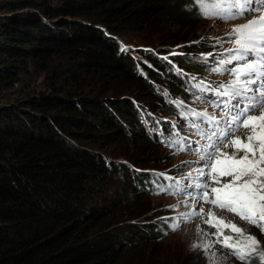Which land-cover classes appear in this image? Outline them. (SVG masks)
<instances>
[{"label":"trees","instance_id":"trees-1","mask_svg":"<svg viewBox=\"0 0 264 264\" xmlns=\"http://www.w3.org/2000/svg\"><path fill=\"white\" fill-rule=\"evenodd\" d=\"M57 1L55 6L50 0L0 1V264H124L120 256L126 242L123 230L111 228L110 223L116 200L92 202L101 196L96 195L94 181L107 174L106 168L114 171L115 161L94 154L80 142L95 141L99 130L124 135L135 120L140 121L139 102L122 97L128 83L154 90L150 81L163 78L173 94H178L176 85L181 88L182 83L165 59L137 50L151 69L125 57L124 47L107 34L117 37L127 30L146 38L151 25L161 18L196 17V3ZM145 38L140 40L144 45L134 47L150 48ZM55 57L72 60L59 75L74 86L72 90L53 86L48 94L5 97L15 89L21 67L48 66ZM176 58L180 68H199H190L182 60L190 57ZM154 102L153 109L166 108ZM135 137L139 147L154 149L155 140L144 131ZM131 159L135 168L140 166L137 163L156 164L138 155ZM124 165L129 168L127 163L118 164L131 182ZM139 174L135 187L142 179ZM133 235L139 243L147 238L141 228Z\"/></svg>","mask_w":264,"mask_h":264},{"label":"rangeland","instance_id":"rangeland-1","mask_svg":"<svg viewBox=\"0 0 264 264\" xmlns=\"http://www.w3.org/2000/svg\"><path fill=\"white\" fill-rule=\"evenodd\" d=\"M50 1L52 2V6L59 4L57 0ZM198 5L200 6V4ZM196 14V17L193 16L185 21L174 18L159 19V23L151 25V32H146L147 41L151 44L150 48L137 49L134 47L144 45L140 44V40L145 38L142 34L136 32L121 30L122 34L118 33L117 37L112 34H107V36L117 39L122 48L124 47L127 50H124L125 57L134 59L136 62L141 60L148 66H151L150 62L142 59L137 54V50L154 52L158 57L165 59L174 70H176V67L179 68L175 62L178 60L176 57L179 59L190 57L183 58L182 60L184 62L187 61L190 64V68L199 66L193 72H201L208 79L218 81L214 93L207 91L200 95L199 98L190 97L188 91L180 88L179 85H176L178 87L176 89L178 94H176V91L175 94L170 93L185 103H190L188 106L194 105L198 100L204 101V98L209 96V105L215 107H220L217 105H221L222 108V101L226 97L216 94L217 90L224 91V89L219 88V85L222 84L220 73L213 71V69L219 67V62L227 59L226 55L230 53L228 50L235 47L232 43L234 37L231 38L230 35L233 28L244 24L246 21L253 20L260 13H246L242 18L227 21L206 18L202 13L200 15V10L197 7ZM0 17H2V14H0ZM223 21L225 24H221ZM158 43L162 46H159ZM191 48L195 50L203 48V50L196 52L191 50ZM158 50H163L165 53L157 54L156 51ZM200 56L207 59L204 60ZM71 62L72 60H66L64 57H55L48 66H34L32 63H29L26 67H21L19 81L15 84V89L8 91L5 97L14 98L48 94L53 86L60 88L61 91L72 90L74 86L70 85L68 80L59 79L62 69H65ZM236 65L234 61L232 64L224 65V68L231 69ZM63 76L64 74H62ZM87 81L89 83V80ZM150 83L151 86L152 83L154 84V90L153 86H150L151 90H147L137 86L136 83H128L122 97L125 96L129 102L132 100L139 102V105L148 109L149 119L143 114L142 125L146 128L144 133L151 135L155 139L153 142L155 146L152 151L149 148L139 147L134 141V138H136L135 134L143 132L142 125L137 120H135V124L131 128H126L127 132L124 135L99 130L97 133H94L97 137L95 141L80 142L81 146L91 148L94 154H102L110 162L115 161L116 165L114 171L106 168L107 174L94 181L96 182L94 185V188L97 190L96 195L101 194V196L98 195L92 202L100 205L109 198L116 200V207L113 208V217L110 223L113 226L111 228L116 227L123 230L122 237L125 238L126 242L120 248V256L124 264H235L234 260L224 255L223 249L216 242L217 240H212L209 237V232L203 239H193L198 235V229L204 230L203 227H200L198 220L187 222L185 219H181L178 222L180 226L177 230L165 231L161 233L163 234L162 237L157 235L162 230L160 225L168 218H173L180 213L181 215L190 214L188 217L190 218L191 206L188 204L182 206L173 198L153 196L145 191L144 186L135 187L133 182L139 179V173H149L152 171H155V175L158 174L156 172L162 175H166V171L177 172L178 175L189 178V174L191 173L192 175V172L197 169L199 163L192 156L193 154H185L183 151L177 149L175 145L170 146V141L174 140V135L179 133L181 135L180 141L182 140L184 149H187L184 151L187 152L190 147V136L192 134L196 135L195 129H192L189 123L184 124L181 122L180 117L170 105L176 106L177 103H172L168 98L164 99L161 95V90L165 93L169 92L166 87L169 88L170 83L165 82L163 78H159L157 82L150 81ZM77 89L79 88L77 87ZM106 97L109 99L110 95ZM154 101L165 104L166 108L162 111L158 108L153 109L152 102ZM154 104L156 103L154 102ZM195 107L209 114L215 112L214 109H207L203 103H197ZM152 119L157 123V125L154 123L155 128L150 127L149 122ZM164 119H172L173 123L166 125L162 121ZM204 124L206 125L207 123ZM157 126L159 129L156 128ZM134 155L141 156L143 159H146V157L149 160L153 159L156 161V164L153 167H142L141 164L137 163V165H140L138 166L139 168H133L134 162L131 161V157ZM102 160L104 161L103 158ZM122 162L129 165V168L126 165L123 168L128 172L131 182L126 180L124 170H121V167L118 166ZM183 183L189 186L192 184V182ZM156 215H160V217H156ZM134 226L139 227L133 228ZM140 228L147 233V238L141 241V243H139L140 240L138 238H135L136 235H133L134 232L140 231ZM102 229L104 228L101 226ZM225 233L227 232L224 231L221 239L226 236L228 237ZM205 246L208 247L206 248ZM236 264L241 263L236 261Z\"/></svg>","mask_w":264,"mask_h":264},{"label":"snow or ice","instance_id":"snow-or-ice-1","mask_svg":"<svg viewBox=\"0 0 264 264\" xmlns=\"http://www.w3.org/2000/svg\"><path fill=\"white\" fill-rule=\"evenodd\" d=\"M198 3L206 18L227 21L242 18L246 13H260V15L233 28L230 35L234 37L232 43L235 47L228 50L233 54L221 60L220 66L213 69L218 73L228 71L234 76L227 85H219V88H223L224 91H216L218 96L227 98L222 101L224 114L228 117L225 125L220 126V121L206 112L191 113L201 123L211 122L216 125L210 132H205L200 123L190 121V126L196 129V134L207 141L200 149L202 153L200 158L206 160L204 167L209 171L206 173L202 168L199 170V176H210L217 184L220 181L212 176L214 172L232 179L224 183L222 187L211 189L215 196L213 200L209 201L208 183L200 179L192 182L190 187H193L195 191L187 194L234 212L241 219L259 227L264 232V223H262L264 222V0H198ZM234 61L238 62L236 66L231 69L224 68V65L232 64ZM256 111H260L258 116L253 115ZM185 116L187 117V114ZM242 127L249 129V134L243 139L235 136ZM171 145H181V141L172 140ZM222 147H234L235 152L228 155L221 151ZM179 150L183 151L184 146L181 145ZM239 151H243L244 155L236 158V152ZM221 156L224 158L221 159ZM187 187L189 186H178L174 191L162 188L161 191L178 194L186 192ZM210 215L214 214L210 213ZM182 216L188 218L190 214H182ZM220 223L224 227H230L234 232L242 233L243 231L234 224L229 225L224 221ZM179 226V223L171 225L172 230H177ZM216 235V242L228 248L231 254L244 264H248L259 244V241L250 235L244 241L235 243H230L232 238L227 236L221 241L222 232L220 231ZM259 258L261 264H264V253Z\"/></svg>","mask_w":264,"mask_h":264},{"label":"clouds","instance_id":"clouds-1","mask_svg":"<svg viewBox=\"0 0 264 264\" xmlns=\"http://www.w3.org/2000/svg\"><path fill=\"white\" fill-rule=\"evenodd\" d=\"M160 216V215H158ZM156 215V217H158ZM230 221L231 224H234L235 226L237 225L238 228H240L241 226V222L238 221L237 219L235 220V222H232L231 220H228ZM224 227V225L222 224V228ZM220 229L221 231L223 229ZM243 231V235H242V238L239 239V232H236L234 233V231L229 228L228 230H224L225 234H228L230 235V237L232 238V240L230 241V243H235V242H242L246 239L247 236H253L255 237L258 241H259V244H258V247H257V250L255 253L252 254V256L250 257L249 259V262L248 264H261V261H260V255L262 253H264V232L261 231V229L259 227H255V226H249L247 230L245 229H242ZM211 235V233H210ZM213 235V234H212ZM161 236V235H160ZM162 237V236H161ZM198 236L194 237L193 239L197 238ZM200 238L203 239V237L200 236ZM206 239V238H205ZM220 251H222V249L219 248ZM224 252V255L228 256L229 258H231L232 260H234V263L236 264V261H239L241 264H244V262H242L241 260L237 259L236 257L233 258V257H230V254H228L227 252L223 251Z\"/></svg>","mask_w":264,"mask_h":264}]
</instances>
